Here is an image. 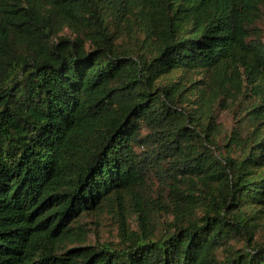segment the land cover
<instances>
[{
    "label": "trees",
    "instance_id": "obj_1",
    "mask_svg": "<svg viewBox=\"0 0 264 264\" xmlns=\"http://www.w3.org/2000/svg\"><path fill=\"white\" fill-rule=\"evenodd\" d=\"M263 29L264 0H0V264H264Z\"/></svg>",
    "mask_w": 264,
    "mask_h": 264
},
{
    "label": "rangeland",
    "instance_id": "obj_2",
    "mask_svg": "<svg viewBox=\"0 0 264 264\" xmlns=\"http://www.w3.org/2000/svg\"><path fill=\"white\" fill-rule=\"evenodd\" d=\"M264 31V29H263ZM220 121H222L227 128H231L233 121L227 113L221 115ZM98 226L89 237L90 243L112 241L116 239L117 229L116 226L111 222L110 218H106L102 221L101 225Z\"/></svg>",
    "mask_w": 264,
    "mask_h": 264
}]
</instances>
